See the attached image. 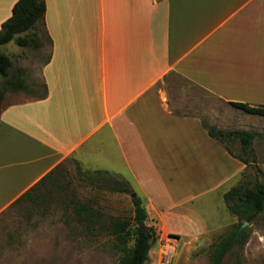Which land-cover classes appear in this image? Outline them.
Here are the masks:
<instances>
[{"label":"crops","instance_id":"crops-1","mask_svg":"<svg viewBox=\"0 0 264 264\" xmlns=\"http://www.w3.org/2000/svg\"><path fill=\"white\" fill-rule=\"evenodd\" d=\"M17 1L0 0V29ZM45 5L46 95L6 92L0 105V215L52 171L41 189L55 183L71 158L130 181L160 233L195 235L211 224L184 204L236 178H264V116L229 105L264 106V0ZM171 73L224 106H207V123L174 114L158 89ZM205 126L239 134L218 140Z\"/></svg>","mask_w":264,"mask_h":264},{"label":"rangeland","instance_id":"rangeland-1","mask_svg":"<svg viewBox=\"0 0 264 264\" xmlns=\"http://www.w3.org/2000/svg\"><path fill=\"white\" fill-rule=\"evenodd\" d=\"M41 37L45 47L39 50L21 48L14 42L0 45V53L12 60V73L22 71L28 89L34 95H41L43 92L40 69L49 53L46 36ZM158 89L162 90L167 99L169 109L177 115L196 113L206 122L204 110L207 106L217 105L219 109L224 106L203 88L175 73L169 74L165 82L158 84ZM82 172L71 158L66 160L55 174V183L43 188L38 195L41 200L39 204L20 202L0 215V264L117 263L120 253L113 248L114 238L103 233L93 234L77 224L73 220L68 200L74 196L81 202L90 201L106 215L131 218L134 214L132 199L137 196L110 192L105 187H91L86 183ZM256 180L261 181L263 178H236L219 189L184 204L182 209L190 212L194 219L200 222L207 220L211 224L199 234L165 235L154 226L157 238L151 245L147 264H166L168 259L169 264H209L212 245L221 234L238 223L237 218L227 211L220 192L239 182ZM125 181L128 185L131 183ZM133 187L136 194L138 188ZM203 188H206L205 182ZM186 193L188 191L173 195V202L165 198L160 203L170 205ZM65 196L67 200L63 202ZM244 228L250 233L247 243L243 249L229 254L223 264H264V213Z\"/></svg>","mask_w":264,"mask_h":264},{"label":"trees","instance_id":"trees-1","mask_svg":"<svg viewBox=\"0 0 264 264\" xmlns=\"http://www.w3.org/2000/svg\"><path fill=\"white\" fill-rule=\"evenodd\" d=\"M45 12V0H18L12 8L11 16L1 25L0 45L14 42L21 48L43 49L45 43L41 35H45L47 41H50L44 28ZM12 68L11 58L0 53V77L2 78L0 105L6 92L29 93L30 91L22 71L12 73ZM42 85L41 96L44 97L46 87ZM229 105L248 114L264 116V106H250L237 102H230ZM205 128L209 136L218 140L239 134V132H227L210 126ZM54 172L43 177L16 200L14 205L20 202L39 204L41 200L38 195L43 191L41 186L55 180ZM82 173L86 183L91 187L98 189L105 187L110 192L132 194L128 183L119 176L101 170ZM66 200V196L63 197L62 201ZM223 201L227 211L237 218L238 223L233 224L221 234L212 245L209 264H223L229 254L243 249L247 243L250 233L242 225L244 222L252 223L258 215L264 213V178L261 181L239 182L223 194ZM132 202L134 214L131 218H124L106 215L90 201L81 202L74 196L68 200L73 220L77 224L93 234L103 233L114 238L113 248L120 253L116 264H147L152 240L157 238V230L154 226L147 224L148 214L142 199L135 197Z\"/></svg>","mask_w":264,"mask_h":264},{"label":"water","instance_id":"water-1","mask_svg":"<svg viewBox=\"0 0 264 264\" xmlns=\"http://www.w3.org/2000/svg\"><path fill=\"white\" fill-rule=\"evenodd\" d=\"M133 196H135V195L133 194ZM246 225H248V222H244L243 225H242V227H245ZM155 241H156V239L154 238V239L152 240L151 245H153V244L155 243Z\"/></svg>","mask_w":264,"mask_h":264},{"label":"built area","instance_id":"built-area-1","mask_svg":"<svg viewBox=\"0 0 264 264\" xmlns=\"http://www.w3.org/2000/svg\"><path fill=\"white\" fill-rule=\"evenodd\" d=\"M170 263V259H168L167 261H166V264H169Z\"/></svg>","mask_w":264,"mask_h":264}]
</instances>
